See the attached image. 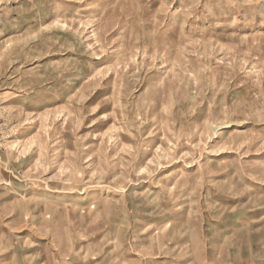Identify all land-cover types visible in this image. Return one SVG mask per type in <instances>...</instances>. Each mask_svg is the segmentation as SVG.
<instances>
[{
	"label": "rangeland",
	"instance_id": "obj_1",
	"mask_svg": "<svg viewBox=\"0 0 264 264\" xmlns=\"http://www.w3.org/2000/svg\"><path fill=\"white\" fill-rule=\"evenodd\" d=\"M264 264V0H0V264Z\"/></svg>",
	"mask_w": 264,
	"mask_h": 264
},
{
	"label": "crops",
	"instance_id": "obj_2",
	"mask_svg": "<svg viewBox=\"0 0 264 264\" xmlns=\"http://www.w3.org/2000/svg\"><path fill=\"white\" fill-rule=\"evenodd\" d=\"M205 264H208V263H205Z\"/></svg>",
	"mask_w": 264,
	"mask_h": 264
}]
</instances>
